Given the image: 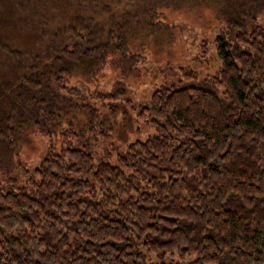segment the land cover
<instances>
[{
  "label": "trees",
  "instance_id": "16d2710c",
  "mask_svg": "<svg viewBox=\"0 0 264 264\" xmlns=\"http://www.w3.org/2000/svg\"><path fill=\"white\" fill-rule=\"evenodd\" d=\"M168 1L187 0H0V264H264L263 29L228 21L215 74L180 68L178 85L158 86L134 112L153 134L128 142L124 108L114 162L49 134L113 136L124 83L93 105L68 77L132 72L139 17ZM76 111L87 118L75 129ZM37 131L51 142L30 170L19 150Z\"/></svg>",
  "mask_w": 264,
  "mask_h": 264
},
{
  "label": "rangeland",
  "instance_id": "374dc122",
  "mask_svg": "<svg viewBox=\"0 0 264 264\" xmlns=\"http://www.w3.org/2000/svg\"><path fill=\"white\" fill-rule=\"evenodd\" d=\"M187 1L176 5L169 1L164 4L153 3L156 5V14L147 13L148 16L139 17L136 27L137 30L140 29L139 26L142 28L132 39L130 48L140 57L132 64V72H120V67L106 63L102 70L90 79L68 77L67 85L76 89V92L72 93L73 97L93 105H98L96 92L109 91L115 80L124 83L125 96L131 99V104L124 98L117 99L120 107L114 118V126L117 127L114 128L116 132L113 136L108 141H103L98 135L89 138V135L83 133L77 140L72 134L66 133V130L64 131L66 134L61 137L57 132L58 128H53L49 134L56 142L63 138L71 145L87 144L86 148L95 160L114 162L117 147L125 146L118 135L123 128L124 108L130 113L126 119L131 122V127L123 129L124 134H128V142L153 134L155 127L143 121L134 112L138 106L148 102L151 93L158 86L163 83L178 85L177 80L181 77L180 68L193 70L199 79L215 74L221 67L215 37L220 33L227 34L225 30L228 28V21L233 19V22L240 25L241 30H264V0H199L193 4ZM125 4L129 6L131 3ZM125 67H128V64ZM86 118L85 112L76 111L75 116L72 115L75 129L81 126ZM58 127L66 129L67 126L61 123ZM50 142L48 135L40 131L26 136L19 150L21 164L32 170L44 156ZM23 180L24 174L18 181L21 183ZM193 257L194 255H189L180 258L176 253H145L143 264L159 262L187 264Z\"/></svg>",
  "mask_w": 264,
  "mask_h": 264
}]
</instances>
